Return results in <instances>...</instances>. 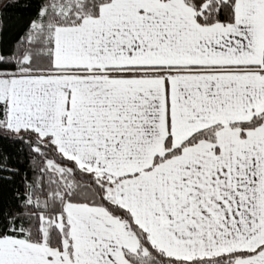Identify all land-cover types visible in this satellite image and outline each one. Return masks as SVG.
<instances>
[{"label": "snow or ice", "instance_id": "6c2138e0", "mask_svg": "<svg viewBox=\"0 0 264 264\" xmlns=\"http://www.w3.org/2000/svg\"><path fill=\"white\" fill-rule=\"evenodd\" d=\"M0 264H264V0H0Z\"/></svg>", "mask_w": 264, "mask_h": 264}]
</instances>
